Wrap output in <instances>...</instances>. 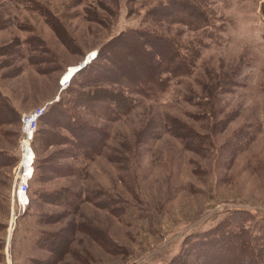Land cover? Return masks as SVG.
I'll return each mask as SVG.
<instances>
[{"label": "rangeland", "instance_id": "1", "mask_svg": "<svg viewBox=\"0 0 264 264\" xmlns=\"http://www.w3.org/2000/svg\"><path fill=\"white\" fill-rule=\"evenodd\" d=\"M158 1L0 0V95L17 116L0 123V152L14 159L0 165V264L7 239L13 264H201L194 239L264 225V0H203L217 38L152 18ZM138 27L196 48L192 72L155 96L111 84L130 108L75 101L87 88L71 70ZM60 100L89 127L86 146L38 121L22 209L11 197L20 118ZM94 132L100 151L83 153Z\"/></svg>", "mask_w": 264, "mask_h": 264}, {"label": "trees", "instance_id": "2", "mask_svg": "<svg viewBox=\"0 0 264 264\" xmlns=\"http://www.w3.org/2000/svg\"><path fill=\"white\" fill-rule=\"evenodd\" d=\"M260 12L264 16V2L260 5ZM149 14L159 21L181 22L191 28H209V35L213 38L218 37L217 30L222 26L217 25L215 16L203 0H160L151 7ZM195 50L191 47L190 54H183L172 37L147 27L121 32L97 50V58L73 74L70 81L77 83L76 87L87 88L86 91L74 88L73 98L78 102L87 100L89 105L100 102L103 105L130 108L133 99L120 94L121 91L113 90L111 84L117 83L127 91L141 96H155L168 86L173 77L192 72L197 56ZM82 74V78L76 81ZM94 96L97 98L91 100ZM47 110L39 121L45 120L49 124L56 123L67 128L77 137V147L86 146L83 137L89 132V127L78 117L68 115L62 100L54 102ZM16 118V111L0 95V123L14 122ZM40 131L45 132L46 129L40 127ZM91 136L87 143L90 146L87 150L83 149V153L95 154L100 151L103 141L94 143L92 139L98 135L94 132ZM13 160L7 153L0 152V165L9 164ZM256 225H252L253 229ZM258 227V234H254L246 225H241L238 230L226 231L224 235L214 228L208 237L194 239L199 250L194 248L193 254H189L190 258L194 256V261L201 264H264V225Z\"/></svg>", "mask_w": 264, "mask_h": 264}, {"label": "built area", "instance_id": "3", "mask_svg": "<svg viewBox=\"0 0 264 264\" xmlns=\"http://www.w3.org/2000/svg\"><path fill=\"white\" fill-rule=\"evenodd\" d=\"M85 63L86 61H83L73 70V72L80 69ZM44 113L45 106H38L26 113H23L20 118L21 130L18 139L20 159L14 169V180L11 197L12 202L22 209L28 204L29 180L33 171L34 152L32 148V141L34 139L39 118ZM11 216H13V219L16 218L13 212V207ZM8 244L9 240L7 239L5 248V264H13L7 253Z\"/></svg>", "mask_w": 264, "mask_h": 264}, {"label": "crops", "instance_id": "4", "mask_svg": "<svg viewBox=\"0 0 264 264\" xmlns=\"http://www.w3.org/2000/svg\"><path fill=\"white\" fill-rule=\"evenodd\" d=\"M38 256H39V255H38L37 253H36V254H35V253H34V254L31 253V254H30V257H31V258H38Z\"/></svg>", "mask_w": 264, "mask_h": 264}, {"label": "bare ground", "instance_id": "5", "mask_svg": "<svg viewBox=\"0 0 264 264\" xmlns=\"http://www.w3.org/2000/svg\"><path fill=\"white\" fill-rule=\"evenodd\" d=\"M90 57H91V56H90ZM74 69H75V68H74ZM74 69H72L71 72H72ZM71 76H72V74H71L70 76L67 75L66 77H67V79H69V77H71Z\"/></svg>", "mask_w": 264, "mask_h": 264}]
</instances>
